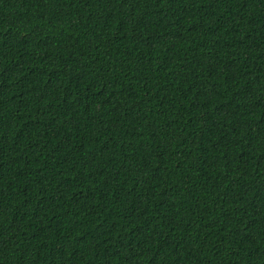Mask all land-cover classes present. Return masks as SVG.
<instances>
[{
  "label": "trees",
  "instance_id": "obj_1",
  "mask_svg": "<svg viewBox=\"0 0 264 264\" xmlns=\"http://www.w3.org/2000/svg\"><path fill=\"white\" fill-rule=\"evenodd\" d=\"M0 264H264V0H0Z\"/></svg>",
  "mask_w": 264,
  "mask_h": 264
}]
</instances>
